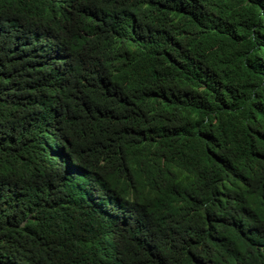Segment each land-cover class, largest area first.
<instances>
[{
    "label": "trees",
    "instance_id": "16d2710c",
    "mask_svg": "<svg viewBox=\"0 0 264 264\" xmlns=\"http://www.w3.org/2000/svg\"><path fill=\"white\" fill-rule=\"evenodd\" d=\"M0 264H264V0H0Z\"/></svg>",
    "mask_w": 264,
    "mask_h": 264
}]
</instances>
